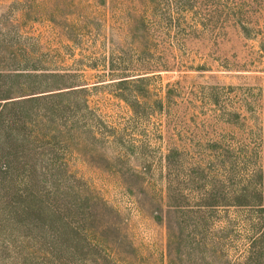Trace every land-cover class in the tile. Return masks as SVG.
I'll list each match as a JSON object with an SVG mask.
<instances>
[{
  "label": "rangeland",
  "instance_id": "obj_1",
  "mask_svg": "<svg viewBox=\"0 0 264 264\" xmlns=\"http://www.w3.org/2000/svg\"><path fill=\"white\" fill-rule=\"evenodd\" d=\"M0 264H264V0H0Z\"/></svg>",
  "mask_w": 264,
  "mask_h": 264
},
{
  "label": "trees",
  "instance_id": "obj_2",
  "mask_svg": "<svg viewBox=\"0 0 264 264\" xmlns=\"http://www.w3.org/2000/svg\"><path fill=\"white\" fill-rule=\"evenodd\" d=\"M1 72V71H0ZM0 74H4V73H0ZM2 111H1V107H0V113H1Z\"/></svg>",
  "mask_w": 264,
  "mask_h": 264
}]
</instances>
